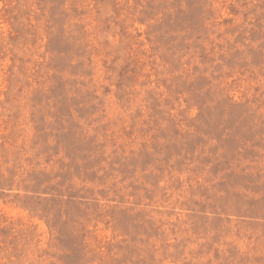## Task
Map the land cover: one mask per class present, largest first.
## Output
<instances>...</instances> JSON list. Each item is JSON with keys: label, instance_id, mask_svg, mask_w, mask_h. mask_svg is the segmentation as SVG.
Listing matches in <instances>:
<instances>
[{"label": "rangeland", "instance_id": "rangeland-1", "mask_svg": "<svg viewBox=\"0 0 264 264\" xmlns=\"http://www.w3.org/2000/svg\"><path fill=\"white\" fill-rule=\"evenodd\" d=\"M0 264H264V0H0Z\"/></svg>", "mask_w": 264, "mask_h": 264}]
</instances>
